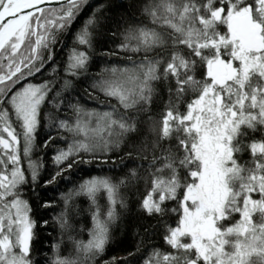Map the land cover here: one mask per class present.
Segmentation results:
<instances>
[{"label": "snow or ice", "instance_id": "1", "mask_svg": "<svg viewBox=\"0 0 264 264\" xmlns=\"http://www.w3.org/2000/svg\"><path fill=\"white\" fill-rule=\"evenodd\" d=\"M88 2L0 0V264H39L32 256L35 230L48 227L49 222L31 216L30 200L26 198L31 190L39 199L36 186L46 167L43 154L35 157L34 153L48 147L55 149L50 157L54 173L44 187L57 184L60 178L68 179L64 173L75 166L111 162V153L132 130L129 110L147 111L153 82L169 79L174 80L177 94L183 93L188 83L200 85V90L184 114L168 110L163 116L164 137H169L175 123V131L188 138H179L185 152L179 164L188 176L181 180L175 157L166 156L163 168L156 170H170L171 175L153 180L152 191L142 200L141 208L147 215H163L166 201L178 202V208L171 209L179 214L178 223L167 227L164 236L165 244L175 252L164 254L163 261L264 264V162L257 157L254 166L259 174L246 177L245 164L236 158L241 149L231 146L226 126L229 114L237 115L239 90L246 87L238 83L240 76L243 74L249 83L253 75L264 77V0H153L143 10L151 26L125 29L121 43L105 50L106 59L123 57L131 67L102 66L89 86L90 95L96 96L100 104L110 100L116 103L108 111L81 113L78 98L69 100L67 109L75 116L74 124L59 115L44 113V131L49 135L37 145L43 106L47 103L59 113L65 93L73 86L72 78L88 73L94 49L92 29L102 5L74 35V46L65 56L63 76L59 75L60 66L54 63L58 36L66 33ZM221 25L226 32L220 31ZM181 46L188 49L187 56ZM198 62L206 68L203 80L189 74V66L195 67ZM45 70L51 79H31ZM97 93L106 99L100 100ZM55 140L64 143L56 145ZM152 163H156L155 157ZM132 174L135 176V170ZM181 189L182 198L178 195ZM101 191L109 203L103 215L97 203ZM117 191L118 185L107 177L93 176L83 180L78 190L61 194L66 208L74 195L87 196L95 206L94 227L87 243L76 242L75 258L60 257L59 244H53L51 264H96L109 243V226L117 219L115 205L126 206ZM154 194H158V200ZM53 204L43 201L41 207ZM257 212L258 221L254 220ZM233 214L239 219L225 223ZM53 220L61 229L68 227L64 212L54 215ZM153 255L159 256V252ZM104 264L116 262L110 258ZM144 264H150V258Z\"/></svg>", "mask_w": 264, "mask_h": 264}, {"label": "trees", "instance_id": "2", "mask_svg": "<svg viewBox=\"0 0 264 264\" xmlns=\"http://www.w3.org/2000/svg\"><path fill=\"white\" fill-rule=\"evenodd\" d=\"M153 2V0H90L83 8L82 12L76 18L66 33L58 36V42L55 45V61L60 66L59 75L63 76L65 66V56L74 46V35L86 18L94 11L97 6H103L97 13L96 24L92 31L94 33V49L91 50V62L88 73L81 78H72L73 86L65 93L64 107L60 112H55L46 103L41 112V125L37 133L36 144L40 145L47 139L49 133L44 131L45 116L59 115L61 118L75 121V116L71 115L67 109L69 100L76 101L82 111H108L114 100L109 103L100 104L96 96L90 95L88 89L90 84L98 78L99 71L105 65L129 66V61L121 57L120 59H106L107 52L114 46L121 43V33L130 27L150 25V19L144 14V7ZM202 3L203 0H198ZM218 6V5H216ZM221 32H226L224 26H219ZM86 47V46H84ZM182 52L187 56L188 49L181 46ZM228 59V57H223ZM193 59H196L193 57ZM189 74L197 79L206 78V68L199 62L195 67L189 66ZM35 82L49 80L51 77L45 72L31 78ZM238 83L246 84L238 92L240 102L236 104V111L240 117L239 123L229 136H231V146L240 148L241 154H237V160L245 164L244 175L247 177L252 174H259V169L254 165L257 157L264 162V95L262 88V77L252 76L251 82H247L244 75L240 76ZM59 88V84L56 85ZM154 91L151 94V100L148 103L147 111L137 112L129 110V122L132 124V130L125 134L121 140L119 149L111 153L112 161L101 165L75 166L74 170L65 172L64 176L68 179L60 178L55 185L44 187L45 181L49 180L54 173L50 157L54 152L53 147L46 150L41 149L34 153L35 157L43 154V161L46 165L42 169L43 174L39 177L40 183L36 186V192L39 193V199L31 190L27 191L26 198L30 200L31 216L36 221H48V227H37V238L32 245L33 259L39 264H51L50 257L53 253V244H59L58 254L60 257H77L76 242L87 243L91 237L90 231L93 229L92 215L95 206L92 205L89 198L85 195H74L65 206V200L61 194L67 195L70 191L78 190L79 184L85 179L93 176L107 177L112 183L118 185L117 195L120 203L115 205L117 211L116 221L109 226V243L106 251L100 257L96 264H104L110 258H114L116 264H144L146 258H150V264H166L163 261L164 254H173L175 250L165 244L164 236L167 227H175L178 223L179 214L173 213L171 209L178 208L177 201H166L162 207L165 209L163 215H147L141 208L143 198L152 191V181L155 179H167L170 170L157 171L163 168L165 157L171 155L175 157L178 175L183 180L188 176L187 170L180 166L179 161L185 155L183 146L179 138L183 133L173 131L169 137L163 136V116L168 110L174 113L186 112L187 104L199 92L200 85L191 83L186 84L184 92L177 94L174 80H159L153 82ZM246 93V95H245ZM100 100L106 98L97 93ZM255 99V105L250 104L251 97ZM49 99H53L50 94ZM239 108V110H238ZM123 111V109H120ZM56 145L64 143L61 140L53 142ZM189 143L191 141L189 140ZM227 144V141H225ZM156 163L153 164V158ZM121 158L123 161L121 162ZM151 165V167H150ZM195 167V165H193ZM135 170V176L132 174ZM190 179V177H188ZM123 180V183L121 181ZM182 198L183 189L178 193ZM253 198H258L253 194ZM154 199L158 200V194H154ZM43 201L54 202L52 207L42 208ZM97 203L101 206L102 215L106 213L109 203L106 193L101 191L97 194ZM62 212L66 213L68 227L61 229L59 224L53 220V216H59ZM239 219L238 214H233L232 219L225 223H234ZM254 220H259V213L254 214ZM139 246V247H138ZM159 252V256L153 253ZM39 253V255H37Z\"/></svg>", "mask_w": 264, "mask_h": 264}, {"label": "rangeland", "instance_id": "3", "mask_svg": "<svg viewBox=\"0 0 264 264\" xmlns=\"http://www.w3.org/2000/svg\"><path fill=\"white\" fill-rule=\"evenodd\" d=\"M242 75H243V74H242ZM260 87L262 88V89H261L262 92H264V77H262V84H261ZM263 95H264V93H263ZM255 99H256V98H254L253 96L251 97V100H250V104H251V105H255ZM238 110H239V108H238ZM89 111H90V110H89ZM89 111L84 110V111H82V113H87V112H89ZM238 113H239V112L237 111V115H235L234 117L231 116L230 114H229V116L227 117V120H226V126H227V134H228V135L231 134V132H232L233 129L235 128L236 124H238L239 121H240L239 118H238V117H240V115H239ZM83 119H84V120H87L88 118L85 116ZM68 120H70L73 124L75 123V121L72 120L71 117H69ZM91 123L94 125L95 121L93 120ZM103 134H106V133H103ZM184 239H185V241L187 242V238H184Z\"/></svg>", "mask_w": 264, "mask_h": 264}, {"label": "water", "instance_id": "4", "mask_svg": "<svg viewBox=\"0 0 264 264\" xmlns=\"http://www.w3.org/2000/svg\"><path fill=\"white\" fill-rule=\"evenodd\" d=\"M90 1V0H89Z\"/></svg>", "mask_w": 264, "mask_h": 264}]
</instances>
